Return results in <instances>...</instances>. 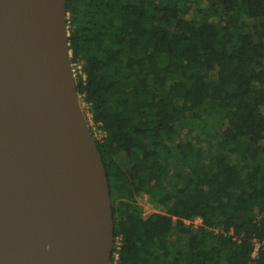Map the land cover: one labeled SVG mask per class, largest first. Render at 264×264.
<instances>
[{"label":"trees","instance_id":"trees-1","mask_svg":"<svg viewBox=\"0 0 264 264\" xmlns=\"http://www.w3.org/2000/svg\"><path fill=\"white\" fill-rule=\"evenodd\" d=\"M65 10L75 90L105 132L93 139L117 264H264V248L251 256L264 237V0ZM143 194L161 210L144 215ZM194 216L204 225L182 221Z\"/></svg>","mask_w":264,"mask_h":264},{"label":"water","instance_id":"water-1","mask_svg":"<svg viewBox=\"0 0 264 264\" xmlns=\"http://www.w3.org/2000/svg\"><path fill=\"white\" fill-rule=\"evenodd\" d=\"M66 18L65 0H0V226L11 233L31 216L52 264H108L110 190L75 90Z\"/></svg>","mask_w":264,"mask_h":264},{"label":"bare ground","instance_id":"bare-ground-1","mask_svg":"<svg viewBox=\"0 0 264 264\" xmlns=\"http://www.w3.org/2000/svg\"><path fill=\"white\" fill-rule=\"evenodd\" d=\"M39 222L33 217L21 219L7 232L8 226H0V264H52L50 255H40L41 237L37 231ZM7 225V224H6ZM12 225V224H11Z\"/></svg>","mask_w":264,"mask_h":264},{"label":"built area","instance_id":"built-area-1","mask_svg":"<svg viewBox=\"0 0 264 264\" xmlns=\"http://www.w3.org/2000/svg\"><path fill=\"white\" fill-rule=\"evenodd\" d=\"M79 72H80V68H79ZM98 124L94 123V127L91 129V135L93 138L97 139V140H101L104 136H105V132L99 128L97 126ZM257 217L261 218L264 220V212L258 213ZM173 218L175 219L176 217L173 216ZM182 221L188 225L191 226L193 228H197L199 226L204 225L203 222V218L200 216H194V217H189V218H183ZM216 232L218 231H222V229H215ZM228 234L232 237L233 240L240 242V237L238 235H236L233 231V229H230L228 231ZM252 243H253V250L251 253V256H255L256 253L258 252L259 248H264V237L263 238H258V237H254L252 238ZM113 246H114V251L111 252V256H110V260L108 262V264H117L118 262V248L120 246V238L116 237L114 238V242H113ZM113 250V248H112Z\"/></svg>","mask_w":264,"mask_h":264},{"label":"rangeland","instance_id":"rangeland-1","mask_svg":"<svg viewBox=\"0 0 264 264\" xmlns=\"http://www.w3.org/2000/svg\"><path fill=\"white\" fill-rule=\"evenodd\" d=\"M71 67H72V71H73V75L74 78L76 77V75L79 72V68L80 66L75 64V63H71ZM78 99L80 102V106L84 112L87 124L89 126V129H92L94 127V122L91 120V115L90 112L87 109V105L84 101L81 100L80 96L78 95ZM138 204L141 207V211L144 215H148L152 212H156L158 210H161L160 207L155 206V204L152 202V200L150 199L149 195L143 194L142 196H139L137 198Z\"/></svg>","mask_w":264,"mask_h":264}]
</instances>
